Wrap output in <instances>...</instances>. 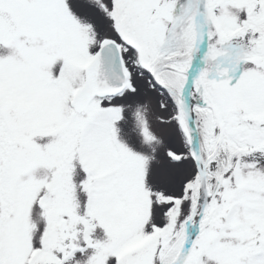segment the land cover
Wrapping results in <instances>:
<instances>
[{
  "label": "snow or ice",
  "instance_id": "obj_1",
  "mask_svg": "<svg viewBox=\"0 0 264 264\" xmlns=\"http://www.w3.org/2000/svg\"><path fill=\"white\" fill-rule=\"evenodd\" d=\"M0 264H264V0H0Z\"/></svg>",
  "mask_w": 264,
  "mask_h": 264
}]
</instances>
